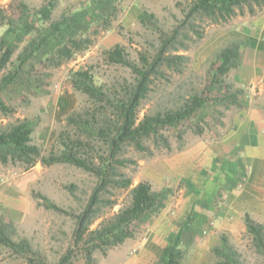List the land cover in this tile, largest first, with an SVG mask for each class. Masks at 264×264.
Listing matches in <instances>:
<instances>
[{
    "label": "trees",
    "instance_id": "16d2710c",
    "mask_svg": "<svg viewBox=\"0 0 264 264\" xmlns=\"http://www.w3.org/2000/svg\"><path fill=\"white\" fill-rule=\"evenodd\" d=\"M56 4L57 0H47L31 11L26 3H20L18 18L0 23V27L6 25V32L17 33L19 24L33 14L36 21L48 23L50 27V30H41L38 38L30 39L13 63L12 45L0 40V118L15 112V108L4 100L2 92L18 79L27 60L42 52L45 63L57 67L85 51L93 42L89 33H96L95 29L89 32L76 29L77 26L86 27V24H77L75 19L78 8L84 4H79L71 14L65 11L53 19ZM263 8L264 0H187L180 7L181 17L167 28L158 24L154 12L142 9L137 20L155 33L151 48L138 50L134 56L125 44L115 43L104 48L101 57L106 64L119 65L129 71V77L116 80L112 85L97 83L90 66L72 69L69 73L72 88L85 93L91 105L66 116L62 129L55 134L49 148L33 141V124L27 118L0 124V165L28 170L37 162L43 166L64 163L97 177L86 203L75 216L73 246L81 243L82 257L87 264H94V253L105 255L110 248L134 237L135 221L154 208H163L172 193L170 187L155 189L150 181H140L131 187L128 201L117 212L90 229L93 221L101 215L102 208L112 207L115 203L114 199L106 197L107 192H111L110 188H128L132 183L131 178L120 171L121 167L136 164V160L127 157L128 149L151 155L150 142L170 150V142L163 132L165 129L187 125L194 133L200 134L207 116L217 120L223 115V110L232 106L242 108L239 96L244 90L233 89L225 77L240 65L244 42L232 39L219 49L214 72L201 90L189 93L172 108L155 110L139 119L140 106L151 92L155 80L167 78L168 72L181 73L184 70L188 56L180 51L188 50L202 37L197 21L223 23L245 12L255 16ZM109 15L100 14L103 25L108 24ZM214 88H217V94H213ZM190 123L193 125H188ZM185 130L184 127L179 130L176 138H181ZM40 198L46 208L63 211L48 197L40 195ZM243 221L254 251L264 258V223L253 219L249 213L244 214ZM13 224L12 220L0 215V246L23 257L28 264H49L38 257L27 238H13ZM188 249L189 243L183 240L182 228H179L162 248L160 264H182ZM70 253L68 250L56 264H65ZM212 254V264H246L225 233L220 235L219 244L212 248Z\"/></svg>",
    "mask_w": 264,
    "mask_h": 264
},
{
    "label": "rangeland",
    "instance_id": "374dc122",
    "mask_svg": "<svg viewBox=\"0 0 264 264\" xmlns=\"http://www.w3.org/2000/svg\"><path fill=\"white\" fill-rule=\"evenodd\" d=\"M46 1L0 0V23L16 20L20 14V3H26L32 11ZM186 1L153 0L152 2L137 0V3L141 10L147 9L154 12L158 24L167 28L181 17L180 7H183ZM129 2L130 0H121V5L127 6ZM81 3L84 5L78 8ZM177 3L181 5L178 6ZM93 4L94 0H57L52 18H59L65 11L71 14L77 8V11L86 9L90 12ZM115 11L117 17L113 19L112 26L114 33L120 37L121 41L118 43L127 45L133 56L138 50L150 49L155 39L153 30L142 26L137 19L129 26H122L119 20L123 11L120 8ZM249 18L250 15L245 12L241 15H234L223 23H211L208 20L197 21L202 37L192 43L188 50L180 51L188 56L186 67L181 73L168 72L167 78L155 80L151 92L140 106L139 119L146 113L172 108L187 97L189 93L201 90L207 83L208 77L214 72L219 49L232 39L242 40L249 33L247 31L250 28L246 25ZM229 28H233L237 36H226V30ZM43 29L50 30L48 23L40 24L33 14H30L19 24L17 33L6 32V25L0 27V40L12 45L11 63L16 60L28 41L38 38ZM106 30V28L99 27L96 33L91 31L89 34L93 40L92 44L85 51L77 53L72 59L57 67L48 66L42 52L27 60L18 79L2 92L4 100L15 108V112L9 117L0 118V124L16 118L53 121L52 117L57 107L49 104L46 100L52 97L57 87L61 89L68 85L72 86L69 78L72 69L90 66L97 83H103L106 86L112 85L116 80L129 77L127 68L119 65H108L101 57V51L111 47L101 44V40L108 35ZM61 37L64 39L63 36ZM243 72L244 70L240 68H234L225 77V81L230 83L233 89L241 88L244 90V93L239 96L242 107L256 103L257 99L255 101L252 99L254 92L257 98L260 97L258 102L264 97V71H261L254 83H247L246 80L240 81V74ZM75 93L78 104L74 110L91 105L85 93L80 91H75ZM217 93V88H214L213 94ZM239 109L232 106L223 110V115L217 120L207 116L204 130L200 134L194 133L192 128L190 129L187 125L165 129L163 132L170 142V150L161 145L156 147L150 142L148 145L151 149V155L132 148L128 149L127 157L136 160V164L121 167L120 171L129 176L132 183L128 188H110L111 192H107L106 197L114 199L115 203L112 207L102 208L101 215L93 221L90 229L97 227L100 221L117 212L128 201L131 187L140 181H150L155 189L164 186L170 187L172 193L163 208H154L135 221L136 233L134 237L110 248L105 255L99 252L94 253V264H160L159 256L162 245L168 243L179 228H182L183 240L189 243V249L182 264H212L214 262L212 248L219 244L222 233H225L240 251L246 264H264V258L254 251L244 228L240 230L236 227L232 233L221 230L218 226L219 219L216 220L211 214L209 219H204L208 212L195 210V206L199 209L198 206L200 205L196 201L200 202V198L203 196L201 197L199 186L193 180L195 177L192 176V179L186 175L189 173V168H185L183 172L177 175L164 173V168L167 167L169 160L182 161L190 155H192V162L196 166L195 171L198 172L197 165L204 157V152L209 151V149L220 156L230 157L231 148L222 143V138L234 127L232 119ZM66 116L61 123L54 125L52 140L46 147L43 146L44 148H49L55 134L62 129ZM188 125L192 126L193 124ZM183 127L186 130L182 132L181 138H176L179 130ZM32 139L39 144L34 137ZM28 170L37 173L36 179L28 189L31 208L20 220H12L14 223L13 238H27L38 253V257L49 264L59 263L68 250H71V253L65 264H87L82 257L81 243L79 246H73L75 216L86 203L91 190L97 183V177L93 173L64 163L51 166H43L39 163L37 168L33 166ZM28 170L0 165V177L2 181L11 182L26 174ZM195 171L192 172L196 173ZM215 177L213 178L214 187L221 183L228 185L231 181L229 177L226 179H222L221 176ZM207 190L205 189V191ZM224 193V187L220 188L218 201L221 207L218 208L219 211L227 210L226 194ZM40 195L48 197L63 211H54L43 206ZM193 199L196 203L190 209L189 206ZM245 213H249L253 219L264 223V197L262 203L255 204L254 208H244L241 211L239 221L242 224ZM0 215L4 216L6 220H11L7 214L0 212ZM227 218L229 219V217ZM0 264L28 263L10 249L0 246Z\"/></svg>",
    "mask_w": 264,
    "mask_h": 264
},
{
    "label": "crops",
    "instance_id": "0c3cea01",
    "mask_svg": "<svg viewBox=\"0 0 264 264\" xmlns=\"http://www.w3.org/2000/svg\"><path fill=\"white\" fill-rule=\"evenodd\" d=\"M148 1L153 2V0ZM117 8L123 11L119 20L122 26L131 25L141 11L137 0H130L127 6L121 5V0H94L90 12L86 9L77 12L76 23L86 24L85 29L76 25L77 31L86 32L90 29L98 30L99 27H103L107 29L108 35L101 40L102 45L108 47L120 42V37L114 33L112 26L113 19L117 17L115 15ZM100 14H110L108 24H102ZM98 25L100 26L98 27ZM246 25L250 29L247 31L249 33L242 38L244 49L242 50L241 63L237 68L244 70L240 74V81L246 80L247 83H254L261 71H264V8L259 14L250 16ZM226 34V36H237L233 28L227 29ZM252 97L254 101L260 98H257L255 92ZM257 100L256 103L247 104L239 109L232 119L234 127L222 138V143L231 148L230 157L220 156L209 149L204 152V157L197 165L198 172L195 171L196 166L192 162V155L182 161L169 160L167 167L164 168V173L170 175L180 174L185 168H189V173L186 175L192 179L195 177L193 180L199 186L201 197L203 196L200 198V202L196 201L200 205L199 209L195 206V210L207 211L208 215H205L204 219H209L210 214L213 215L216 220H220L218 226L221 230L231 233L236 227L240 230L245 229L244 223L239 221L241 211L244 208H254L255 204L262 203L264 197V97L260 102ZM46 101L57 107L52 117L53 121L48 119L46 121L31 120L33 124L31 137H34L36 142L44 147L52 140L54 125L61 123L63 118L78 104L76 93L69 85L61 89L57 87L52 97ZM38 164L36 163L34 168H37ZM36 174L35 171L28 170L26 174L11 182L2 181L0 177V212L7 214L11 220H20L30 211L31 202L28 189L36 179ZM218 175L222 179L229 177L231 181L228 185L221 183L214 187L213 178L219 177ZM222 187L226 194V211L218 209L221 207L218 198ZM205 189L208 190L205 191ZM195 203L193 199L189 206L190 209ZM166 244H163L162 248Z\"/></svg>",
    "mask_w": 264,
    "mask_h": 264
}]
</instances>
